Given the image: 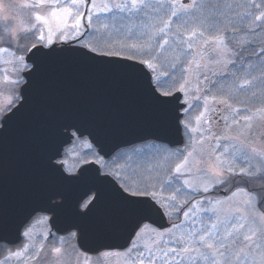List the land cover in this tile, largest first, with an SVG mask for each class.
<instances>
[{
    "label": "snow or ice",
    "instance_id": "obj_1",
    "mask_svg": "<svg viewBox=\"0 0 264 264\" xmlns=\"http://www.w3.org/2000/svg\"><path fill=\"white\" fill-rule=\"evenodd\" d=\"M25 7L18 27L0 0V142L48 111L38 88L53 62L123 74L146 112L112 134L49 111L38 193L13 205L0 176V264H264V151L230 135L264 127V0ZM236 91L251 93L239 109Z\"/></svg>",
    "mask_w": 264,
    "mask_h": 264
},
{
    "label": "water",
    "instance_id": "obj_2",
    "mask_svg": "<svg viewBox=\"0 0 264 264\" xmlns=\"http://www.w3.org/2000/svg\"><path fill=\"white\" fill-rule=\"evenodd\" d=\"M38 100L48 111L11 129L0 142V176L11 204L22 194L38 193L42 178L40 141L48 135L49 111L102 124L112 134H132L146 112L135 86L123 74L76 60L53 62L42 74ZM125 135L117 141L135 140Z\"/></svg>",
    "mask_w": 264,
    "mask_h": 264
},
{
    "label": "rangeland",
    "instance_id": "obj_3",
    "mask_svg": "<svg viewBox=\"0 0 264 264\" xmlns=\"http://www.w3.org/2000/svg\"><path fill=\"white\" fill-rule=\"evenodd\" d=\"M34 0H9V3L12 5L10 12L8 13L12 16L18 27H28L32 21L28 20L31 18L32 9L25 7V5H30ZM102 2V0H97V3ZM24 7V8H23ZM234 139V143L239 146V144H244V146L251 152L252 149H255L257 152L264 151V127L256 126L251 134L247 131V125L241 121L239 127L230 131ZM223 199V197H220ZM42 231L39 227L37 228V233ZM37 243H39V238H37ZM29 257H25L20 264H27ZM10 264H17V260L13 259L10 261ZM111 264H118L116 258H113Z\"/></svg>",
    "mask_w": 264,
    "mask_h": 264
},
{
    "label": "trees",
    "instance_id": "obj_4",
    "mask_svg": "<svg viewBox=\"0 0 264 264\" xmlns=\"http://www.w3.org/2000/svg\"><path fill=\"white\" fill-rule=\"evenodd\" d=\"M28 20L31 21V18H28ZM234 95L237 98V102L233 104V107L239 109V108L244 107V105L240 104L239 101L240 100H247L248 97L251 95V93L250 92L249 93H245V92H241V91H236V92H234ZM257 107H259L258 104H257ZM252 111H255V109H252ZM245 114H247V113H243V112L240 113V115H245Z\"/></svg>",
    "mask_w": 264,
    "mask_h": 264
}]
</instances>
